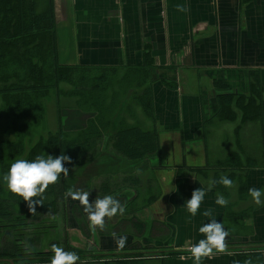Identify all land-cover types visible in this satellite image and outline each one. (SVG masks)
Returning a JSON list of instances; mask_svg holds the SVG:
<instances>
[{
    "label": "crops",
    "instance_id": "1",
    "mask_svg": "<svg viewBox=\"0 0 264 264\" xmlns=\"http://www.w3.org/2000/svg\"><path fill=\"white\" fill-rule=\"evenodd\" d=\"M53 10L59 64L149 66L153 121L142 116L141 122L157 131L162 145L158 163L143 159L147 168L136 171L142 184L154 174L161 184L159 198L140 213L141 222H148L140 235L125 227L107 238L94 228L84 229L86 238L71 220L66 231L91 244L94 256L172 249L140 264H196L184 251L203 238L198 229L209 210L228 236L225 250L202 257L200 264H264V203L255 204L248 193L250 187L264 190V117L241 122L242 107L264 105V0H53ZM224 96L231 97L232 109L222 116L233 121L218 123ZM155 165L161 168L152 170ZM222 175L232 186L224 194L214 186L207 190ZM99 182L93 179L94 189ZM199 187L206 194L193 217L183 204ZM217 195L227 204L216 205ZM70 203L85 214L78 201ZM120 236L127 237L123 248L116 243Z\"/></svg>",
    "mask_w": 264,
    "mask_h": 264
},
{
    "label": "trees",
    "instance_id": "2",
    "mask_svg": "<svg viewBox=\"0 0 264 264\" xmlns=\"http://www.w3.org/2000/svg\"><path fill=\"white\" fill-rule=\"evenodd\" d=\"M149 72L146 65L108 70L59 64L53 0H0V124L4 125H0V174L20 158L30 160L44 154L55 157L63 152L71 160L66 165L69 174H61L40 197L33 198L41 200L36 212L29 211L27 202L0 182V258H11L14 264H47L52 250L40 252L42 242L26 249L24 246L33 241L24 244L20 238L24 235L19 231L31 225L36 213L56 220L60 211L65 219L71 200L66 196L69 189L89 191V197L95 198L110 194L123 204L124 213L106 217L102 228L95 227L97 234L112 237L123 224H130L134 233L141 234L148 222H141L140 213L159 198L161 186L156 174L144 184L136 174L147 168V162L140 164L141 160H158L160 156L159 134L154 128L146 130L134 111L140 108L146 120L153 121L151 92L146 87ZM51 94L55 98L57 126L55 132L43 135L38 130L45 126V103ZM61 98L66 105L63 114ZM229 98L224 96L218 101V123L233 121L222 116L223 110L232 109ZM253 104L239 108L241 122L263 120V102ZM71 120L77 121L73 128L66 125ZM159 167L155 165L152 170ZM80 176L84 182H80ZM93 179H100L95 189ZM214 187L222 194L227 188L219 183ZM105 227L108 231L103 233ZM81 233L89 238L88 232ZM66 238L60 247L75 252L82 261L78 264H104L109 260L105 254L94 256L88 249H73ZM18 240L23 247H19ZM14 249L19 254H14ZM140 254H123L111 262L140 264L148 260L140 258Z\"/></svg>",
    "mask_w": 264,
    "mask_h": 264
},
{
    "label": "clouds",
    "instance_id": "3",
    "mask_svg": "<svg viewBox=\"0 0 264 264\" xmlns=\"http://www.w3.org/2000/svg\"><path fill=\"white\" fill-rule=\"evenodd\" d=\"M181 10H184L183 8ZM71 162L70 157L63 152L55 157L52 155H37L33 159H16L8 167L7 171L0 174V182H3L7 189L21 197L27 202L29 211L36 212V206L41 204L40 197L47 186L54 184L61 174L68 175L69 168L66 166ZM217 183L227 187L233 184L232 179L227 176H221L219 180H211L208 189L211 190ZM248 193L252 201L260 205L264 203L261 197L264 196V190L250 187ZM206 190L199 187L191 192L190 199L183 204L185 210L190 216H195L204 197ZM89 191L69 189L66 193L67 198L78 201L82 206V211L86 214V219L93 228L103 227L106 217H112L117 214H123L125 209L119 200L112 195L97 197L89 201ZM215 204L224 206L227 204L222 195H217ZM203 216L208 217L207 223H203L198 231L203 234V238L191 244L190 252L196 262L200 264L202 257L212 254L214 251L223 252L225 250V238L228 232L221 221H217L211 211L205 210ZM127 237L120 236L116 243L123 248ZM80 257L72 251H66L62 247L52 245V255L49 264H77Z\"/></svg>",
    "mask_w": 264,
    "mask_h": 264
},
{
    "label": "rangeland",
    "instance_id": "4",
    "mask_svg": "<svg viewBox=\"0 0 264 264\" xmlns=\"http://www.w3.org/2000/svg\"><path fill=\"white\" fill-rule=\"evenodd\" d=\"M38 8H40V6H38ZM65 87L66 86L64 85V88ZM63 100L64 99L61 98L60 103H59V107L62 108V109L59 108L62 111V114L66 110V109H64L66 107V105L64 104ZM134 111L136 112L138 119L141 121V117L143 116L141 109L140 108L139 109L134 108ZM140 112L142 115L140 114ZM56 113H57V109H56V104H55V98H54V95L51 94L49 101H47L45 103V115H44L45 126L43 129L38 128L39 130L38 129H36V130H38L43 135L45 134L46 131H50L52 133L55 132L56 126H57V124H56ZM2 124H0V125H2ZM76 124H77V121H75V120L67 121V123H66V125L70 128H73V126H75ZM2 126H4V125H2ZM144 128H145V125H144ZM146 129H150L149 125L147 126ZM1 133H3V131L0 129V134ZM7 135H8V133L4 134V138H7ZM11 138L12 137L9 136V139H11ZM161 152H162V145L160 144V154H161ZM151 162L152 163H155V162L158 163L157 158H151ZM79 179H80V182L82 180L84 182V178H82L81 176L79 177ZM80 211L82 212L81 208H80ZM58 212L60 214V215H58L60 218H58L56 220H54L52 217H51V220H50V218L45 219L44 218L45 215L43 213L42 214L36 213L35 214L36 215L35 220H30L31 225H28L27 229L19 231L20 233H22V235H24V236H20L21 241L24 244H28V241H33V244H30L29 246L28 245L24 246V247H26V249H30L31 246H36L37 242L39 244L42 242V245H41V248L39 249V251L40 252H49L50 250H52V245L62 246V239L66 238V237H67L66 240H68V243L70 246H71V240L78 243V245L75 246L76 249L77 248L80 249L81 247H82V249H86V248L88 249V247L91 248V246H92L91 244L90 245L88 244L87 246L83 245L84 242L81 240L83 237H80V236L77 237V234L75 235V234H72L70 232L68 233L66 231V228H64V227L68 228V220H71L72 225L76 224L77 226H80V229L82 228L81 231L85 232L84 229H88L89 232L91 233V231L94 230V228H93V226H90V224L88 226L85 225V222L87 220L85 214L81 215L79 213V211L76 209V205H72V203H70V205L68 206L66 216H64L65 219H63L62 213L60 211H58ZM67 216L69 217V219H67L68 218ZM124 227H125L124 224H123V226L118 227L114 236L116 237L117 235L122 234L124 232ZM128 227L132 229V226L130 224H128ZM107 231H108V228L105 227V229L103 230V233H105ZM17 232H15V233H17ZM0 242H1V240H0ZM16 242L19 243V245H20V246L18 245L19 247H23L19 240ZM86 243H88V242H86ZM19 247H18V249L21 250V248H19ZM141 250H143V249H141ZM149 251H151V250H147L143 254H140V258H142V259L147 258L149 261H153V260H158L160 258V256L162 257L164 254L172 253V249H166L163 252L162 251L155 252L154 250H152L153 252L149 253ZM26 252H28V251H26ZM184 252L189 253L190 249L186 248ZM17 253L19 254V251H15V249H14V254H17ZM102 254L104 255L107 253H102ZM122 255L123 254H119V253H116V254L113 253V255H111V256L104 255V257H110L109 260L106 261V263H104V264H112L111 261L113 259L121 258ZM88 259H89V257L86 260H88ZM79 262H82V261H79ZM140 263H146V261L142 260V261H140ZM0 264H14V262L11 260V258H9V259L8 258H0ZM47 264H49V262Z\"/></svg>",
    "mask_w": 264,
    "mask_h": 264
}]
</instances>
